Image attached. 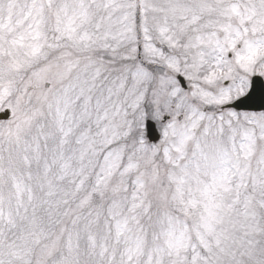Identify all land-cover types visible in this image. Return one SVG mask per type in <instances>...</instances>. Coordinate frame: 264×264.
I'll return each instance as SVG.
<instances>
[{
    "label": "snow or ice",
    "instance_id": "obj_1",
    "mask_svg": "<svg viewBox=\"0 0 264 264\" xmlns=\"http://www.w3.org/2000/svg\"><path fill=\"white\" fill-rule=\"evenodd\" d=\"M0 264H264V0H0Z\"/></svg>",
    "mask_w": 264,
    "mask_h": 264
}]
</instances>
